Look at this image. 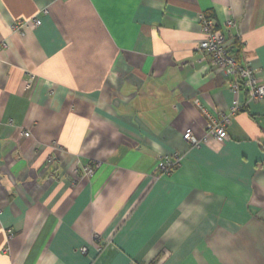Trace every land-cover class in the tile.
I'll return each mask as SVG.
<instances>
[{"label":"crops","instance_id":"crops-1","mask_svg":"<svg viewBox=\"0 0 264 264\" xmlns=\"http://www.w3.org/2000/svg\"><path fill=\"white\" fill-rule=\"evenodd\" d=\"M201 14L264 82V0H0V264H264V102L202 59Z\"/></svg>","mask_w":264,"mask_h":264},{"label":"built area","instance_id":"built-area-1","mask_svg":"<svg viewBox=\"0 0 264 264\" xmlns=\"http://www.w3.org/2000/svg\"><path fill=\"white\" fill-rule=\"evenodd\" d=\"M200 22L203 36L198 42V49L201 52L202 59H209L213 66L221 69L231 78L229 81V87L232 90L239 91L240 89H243L247 94L248 100L264 102V82H262L254 74L253 70L248 67L246 63L241 64L237 61V44L234 42V36L230 33V28L235 25L234 21L232 19H228L225 26L218 31H215L214 29L213 18L201 14ZM31 23L38 25L40 24V20L35 18ZM33 79L34 74L32 72H26V89L31 88ZM237 108L238 106H233L228 114L223 112L216 117L210 118L206 122L205 133L202 137H197L190 130H185L182 133L183 140H185L192 147H198L200 144L209 140H213L217 143L222 142L227 136L226 128L230 123L231 115L234 114ZM22 134L24 136H29L30 132L25 131ZM52 148L59 149L60 147L57 143H53ZM181 157L182 156L177 153L161 155L157 160L155 174L163 175L170 173L179 166ZM90 169L87 170V173L92 172V169ZM8 238H11L10 233ZM81 251L84 252L85 248H81ZM128 264L154 263L129 261Z\"/></svg>","mask_w":264,"mask_h":264},{"label":"trees","instance_id":"trees-1","mask_svg":"<svg viewBox=\"0 0 264 264\" xmlns=\"http://www.w3.org/2000/svg\"><path fill=\"white\" fill-rule=\"evenodd\" d=\"M152 263H154V264H155V262H152Z\"/></svg>","mask_w":264,"mask_h":264}]
</instances>
